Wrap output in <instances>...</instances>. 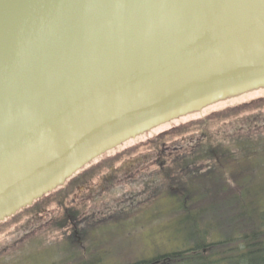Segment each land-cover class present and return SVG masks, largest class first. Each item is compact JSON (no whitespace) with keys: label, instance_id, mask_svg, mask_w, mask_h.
Masks as SVG:
<instances>
[{"label":"water","instance_id":"95a60500","mask_svg":"<svg viewBox=\"0 0 264 264\" xmlns=\"http://www.w3.org/2000/svg\"><path fill=\"white\" fill-rule=\"evenodd\" d=\"M261 92L264 0H0V220L129 137Z\"/></svg>","mask_w":264,"mask_h":264},{"label":"rangeland","instance_id":"374dc122","mask_svg":"<svg viewBox=\"0 0 264 264\" xmlns=\"http://www.w3.org/2000/svg\"><path fill=\"white\" fill-rule=\"evenodd\" d=\"M263 94L264 92H261L230 102ZM220 106L222 104L204 109L203 112L197 114L203 115L211 111L208 131L217 136L231 132L230 126H226L229 117L222 118L218 114H214ZM191 117L196 118V116ZM260 117L264 118V106L241 112L237 119L240 123H246L248 120L253 121ZM255 128L253 127V129ZM195 129L184 131L183 135L167 138V142L181 143L189 140ZM239 131L232 132V136H237ZM228 138L231 136L228 135ZM157 152L156 146L153 147L151 143H144L135 148L131 154L86 174V177L80 179L81 183L79 182L68 190L69 192L65 195L67 201L60 202L64 200L62 197L54 199L52 205L46 206L41 211L33 215L28 213L3 229L0 227V264H80V260L88 257L94 259V263L88 262V264H100L101 261L104 262L105 260L111 261L108 264H126L128 261L131 264L135 259H146L156 252H167L175 249L181 240L179 241V233L171 226L174 220L168 217V212L173 208V203H169L171 200L168 195L180 192L177 190L179 185L172 182L168 183V181L183 169L182 161L161 168L157 163H159L162 153ZM182 152L186 153L185 155L198 156V152H193L188 147L184 148L183 151L180 147L176 152L164 154V156L167 157L166 160L170 161L172 155H180ZM151 153L153 156L148 158L147 155ZM156 157H158L157 160ZM209 163H213L215 166L212 167ZM199 165L202 169L209 166L211 174H215L216 171L219 172L220 169L219 160L214 158L204 160ZM120 167L122 168L121 171L112 172L113 178L109 183H105V187L100 189L99 185L96 184L99 176L113 168L119 171ZM189 171L191 172L190 169ZM133 173H135L134 178L131 176ZM151 173H158L162 177L159 190H162L163 194L157 199L146 194L149 190L146 181L150 180ZM188 173L185 172L184 176ZM120 175L121 177L118 179ZM251 175L253 180H259L253 173ZM259 178L261 179L262 176ZM184 180L187 178L185 177ZM88 185L95 189L94 193H91V189L86 188ZM79 186L86 192L84 193L82 190L79 192L81 194L77 196V187ZM166 187L169 190L167 191V198L164 197ZM183 197L181 192V198ZM121 198H133L134 201L123 202L124 204L118 203ZM164 198H166L165 202ZM184 201L186 202L185 198H183ZM119 208H124L129 212L127 214L117 213L116 210ZM134 211L135 213H132ZM113 213L117 214L113 215ZM110 215L112 217H109ZM40 217L45 218L35 222ZM103 218L107 219L110 225L101 222ZM81 219H85L84 222ZM90 220L95 223L94 227H91L93 224H87ZM26 221L29 222L25 223ZM171 234L173 235L171 236ZM122 243L124 248L118 250L117 248ZM98 261L100 262L98 263ZM156 263L157 261L153 262V264Z\"/></svg>","mask_w":264,"mask_h":264},{"label":"trees","instance_id":"16d2710c","mask_svg":"<svg viewBox=\"0 0 264 264\" xmlns=\"http://www.w3.org/2000/svg\"><path fill=\"white\" fill-rule=\"evenodd\" d=\"M263 106L264 94L228 102L222 104L219 109H216L214 114H218L222 118L229 117L226 126H230V134L223 133V136H217L208 131L209 119L211 118V111H209L203 115H193L196 118L189 117V120L177 125L174 124V121H170L168 124L170 127L164 128L146 141V144L151 143V146L157 147V153H162V156H160L161 162L159 160V163H157L161 168L169 167L170 164H178L182 161L181 165L183 169L173 176V179L171 178L168 181V183L172 182L179 185L177 190L180 193L174 192L173 195H168L171 200L169 203H173V208L181 207L183 198H185L186 202L189 203L188 210L190 214H193L197 210L204 212L207 219L212 218L209 215L210 207L206 208L207 204L211 203L217 209V213L215 214L217 217H221V214L225 212L230 215L227 220L215 218L219 221V224H225L224 229L217 235L225 232L231 238L228 241L231 243L232 248L226 251L225 257L222 258L223 260H220V263L264 264V118L260 117L253 121L248 120L246 123H240L237 119L239 113ZM257 116L260 115L257 114ZM253 127L256 128L253 129ZM193 128L197 129H195L194 134L189 135V140L182 141L181 143L176 141L167 142V138L183 135L184 131ZM237 130H240L237 136H232V132H236ZM228 135L231 138H228ZM180 147L182 151L188 147L193 152H198V156L185 155L186 153L182 152V155H172L170 161L166 160L167 157L165 158L164 154L176 152ZM127 148L125 147L124 149ZM151 155L152 153L148 158H151ZM210 158L217 159L220 163L219 172L216 171L215 174H211L209 166L206 169H202L199 165L204 160L206 161ZM209 164L212 167L215 166L213 163ZM83 171L84 169L78 171L67 180L65 185L57 186L52 191L36 199L31 205L20 209L14 215L8 217L5 223L6 226L28 213L33 215L46 206L52 205L54 199L62 197L64 200L60 202L67 201L65 195L69 192L68 190L80 182ZM185 172L189 173L184 176ZM252 173L259 180H253ZM259 176H262V178L260 179ZM185 177L187 180H184ZM161 178L158 173L150 174V180L146 181V185L149 186L146 194L152 197H156L158 194L162 196L163 191L159 190ZM167 191L169 190L166 187L164 189V197L168 194ZM181 192L184 195L183 198H181ZM166 198L164 199L166 200ZM118 212L127 214L129 211L120 209ZM179 212L181 213V211ZM117 213H113V215ZM109 217H112V215ZM84 220L81 219L82 222ZM27 222L29 221L25 223ZM101 222L110 225L105 218ZM2 223L3 221L0 222V226ZM87 224H93L91 227H94L95 223L90 220ZM171 226L179 233V241L181 240V243L175 249L167 252H156L153 256L146 259H135L131 264H153L156 261V264H199L200 261L209 257L211 246L206 242L207 237L203 238V236L196 233L192 234V232L191 234L187 233L184 222L179 220V218L173 221ZM1 228L5 227L1 226ZM255 229L261 231V234L244 236L243 233L254 232ZM217 235H215L214 239ZM201 244L207 245L205 247L206 253L204 255H199L198 253L197 257L193 258ZM122 248H124L123 243L117 249L121 250ZM190 249L195 251L190 252ZM89 258H85L82 261L88 263ZM104 262L108 264L111 261L105 260ZM104 262L101 261L100 264H105ZM126 264H130V261Z\"/></svg>","mask_w":264,"mask_h":264},{"label":"bare ground","instance_id":"6f19581e","mask_svg":"<svg viewBox=\"0 0 264 264\" xmlns=\"http://www.w3.org/2000/svg\"><path fill=\"white\" fill-rule=\"evenodd\" d=\"M188 204H189L188 202L184 201L182 202L181 207L172 208V210L168 212V217L174 221L177 220L178 218L179 220H182V222H184L185 231L187 233L189 232V234H191L192 232V234L196 233L198 235L203 236V238L207 237L206 242H208L209 246H211L210 255L207 259L200 261L199 264H229V263H223V262L220 263V260H223L222 258L225 257L226 251L232 248L230 245L231 243H229L228 241L231 238L229 234L225 232L220 235H217L219 234L221 230L224 229L225 224L223 223L219 224L218 223L219 221L215 218L227 220L230 215L227 212H225L221 214V217H217V215H215L217 213V209L213 206L214 204L210 203V204H207L206 208L210 207L209 215L212 218L207 219L206 214L202 211L196 210L193 214H190L188 210L189 208ZM179 211H181V213ZM243 234L244 236H247V235L251 236L254 234L259 235L261 234V231L255 229L254 232H248V233H243ZM215 235H217V237L214 239ZM206 246L207 245L201 244L200 248L197 250V253H195L193 258L197 257L198 253L199 255H204L206 253V248H205ZM194 251L195 250L190 249V252H194ZM88 262H94V259L90 257L88 259ZM80 264H88V263L81 261Z\"/></svg>","mask_w":264,"mask_h":264},{"label":"flooded vegetation","instance_id":"af4514ba","mask_svg":"<svg viewBox=\"0 0 264 264\" xmlns=\"http://www.w3.org/2000/svg\"><path fill=\"white\" fill-rule=\"evenodd\" d=\"M104 166V165H103ZM121 167H120V169H119V171H118V169H115V168H113V169H111V170H109V171H107L106 173H104V174H102V175H100L99 176V178H98V182L96 183L97 185H99L98 187L100 188V189H102V187H105V183L107 182V183H109L110 182V180L113 178L112 177V172L113 173H117V172H120L121 171ZM86 174H88V173H85L84 174V176H82L81 175V178H84V177H86L85 175ZM131 176H135V173H133ZM121 177V175L118 177V179ZM80 178V179H81ZM88 184H90V183H88ZM83 187V186H82ZM85 187V186H84ZM86 188H88V189H91V193H94V191H95V189H93V187L92 188H90V186L88 185ZM77 189H78V194H77V196H79L81 193H79L80 191H82L83 189L79 186V187H77ZM84 191V193L86 192L85 190H83ZM75 196H76V194H75ZM126 200H129V199H127V198H125ZM131 199V198H130ZM90 216H92V215H90Z\"/></svg>","mask_w":264,"mask_h":264}]
</instances>
